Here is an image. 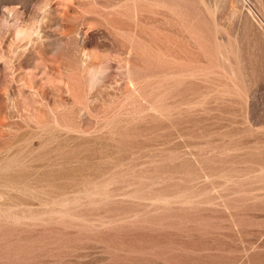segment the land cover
Listing matches in <instances>:
<instances>
[{
  "label": "rangeland",
  "instance_id": "374dc122",
  "mask_svg": "<svg viewBox=\"0 0 264 264\" xmlns=\"http://www.w3.org/2000/svg\"><path fill=\"white\" fill-rule=\"evenodd\" d=\"M0 264H264V0H0Z\"/></svg>",
  "mask_w": 264,
  "mask_h": 264
}]
</instances>
